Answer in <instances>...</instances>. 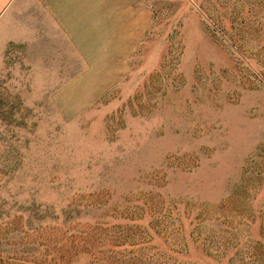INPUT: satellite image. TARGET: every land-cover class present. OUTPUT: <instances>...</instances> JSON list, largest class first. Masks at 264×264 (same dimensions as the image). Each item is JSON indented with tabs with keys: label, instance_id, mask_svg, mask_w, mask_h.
Here are the masks:
<instances>
[{
	"label": "rangeland",
	"instance_id": "obj_1",
	"mask_svg": "<svg viewBox=\"0 0 264 264\" xmlns=\"http://www.w3.org/2000/svg\"><path fill=\"white\" fill-rule=\"evenodd\" d=\"M136 3L97 54L0 0V264H264V0Z\"/></svg>",
	"mask_w": 264,
	"mask_h": 264
},
{
	"label": "crops",
	"instance_id": "obj_2",
	"mask_svg": "<svg viewBox=\"0 0 264 264\" xmlns=\"http://www.w3.org/2000/svg\"><path fill=\"white\" fill-rule=\"evenodd\" d=\"M23 8L25 24L45 26L44 32L75 51L71 42H92L97 54L109 50L111 41L126 40L127 25L141 23L143 9L136 0H23Z\"/></svg>",
	"mask_w": 264,
	"mask_h": 264
},
{
	"label": "trees",
	"instance_id": "obj_3",
	"mask_svg": "<svg viewBox=\"0 0 264 264\" xmlns=\"http://www.w3.org/2000/svg\"><path fill=\"white\" fill-rule=\"evenodd\" d=\"M107 245L108 244L103 247L106 248ZM32 246H36L39 252H42L41 262L43 264H59L61 261L59 254L66 256L69 259L67 263H70L73 258V256H71L72 254L76 255L79 252L87 254L93 247V245L90 244H32ZM113 246L115 245L113 244ZM129 246L136 247L134 244H129ZM134 251L136 254H119V256L113 251L106 252L103 257L104 264H150L146 263V256L143 252H138L137 248L134 249ZM111 253H113V256H111Z\"/></svg>",
	"mask_w": 264,
	"mask_h": 264
}]
</instances>
